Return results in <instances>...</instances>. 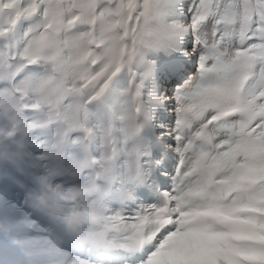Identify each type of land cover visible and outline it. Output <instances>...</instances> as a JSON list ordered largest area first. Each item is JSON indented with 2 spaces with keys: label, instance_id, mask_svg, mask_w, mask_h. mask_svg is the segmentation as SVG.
<instances>
[{
  "label": "snow or ice",
  "instance_id": "1",
  "mask_svg": "<svg viewBox=\"0 0 264 264\" xmlns=\"http://www.w3.org/2000/svg\"><path fill=\"white\" fill-rule=\"evenodd\" d=\"M182 2L0 0V238L23 264H264V0L186 23ZM140 187L152 204L104 208Z\"/></svg>",
  "mask_w": 264,
  "mask_h": 264
},
{
  "label": "trees",
  "instance_id": "2",
  "mask_svg": "<svg viewBox=\"0 0 264 264\" xmlns=\"http://www.w3.org/2000/svg\"><path fill=\"white\" fill-rule=\"evenodd\" d=\"M165 3H167V0H165ZM192 4V0H183L182 5L180 7L179 12L177 13L174 9L168 8L166 9V11L169 12L170 15L176 16L178 17L180 20H182L183 22H188L191 18V12L189 11V7ZM185 10V11H184ZM194 66L195 67V63L192 62L189 64L188 66V71H187V75L191 76L193 75L192 71H189V69ZM41 70L38 67H33L29 70H27V75L29 76H38L40 74ZM187 77L185 76L183 79H186ZM179 79V82L182 83L183 79L177 78ZM178 84L175 80H168L166 83V86L164 88V93L167 94V92L175 87H177ZM169 113L164 112L162 114L163 119L166 120L169 118ZM169 122V121H168ZM5 140H7V137H5ZM69 186H74L75 181L73 180H69L68 181ZM109 195H111V199H104L102 201V203L104 205L108 206V210L115 212V211H122L127 213V211L131 210V205L127 204V206L122 205L121 201L116 197L115 194H110L109 191L105 192V196L108 197ZM117 205H119V207H117ZM22 244L19 240H9L7 238H0V248L2 247H6V246H13L16 245L17 247L11 249L8 253L2 252L0 250V264H23V258H22V251H23V245H19ZM19 245V246H18ZM79 254L82 256V258L85 259H92L93 257L90 255L89 250H80Z\"/></svg>",
  "mask_w": 264,
  "mask_h": 264
},
{
  "label": "rangeland",
  "instance_id": "3",
  "mask_svg": "<svg viewBox=\"0 0 264 264\" xmlns=\"http://www.w3.org/2000/svg\"><path fill=\"white\" fill-rule=\"evenodd\" d=\"M185 11V10H184ZM195 70L196 68L194 66H192L189 71H192L193 74L195 73ZM177 87L169 90L167 92V95H171L172 92L175 91ZM166 89V88H164ZM167 90V89H166ZM169 113V112H167ZM169 115V118L166 119V121H171L172 120V116L170 115V113L168 114ZM174 172V168H171L170 169V175ZM158 186H159V189L160 191H166L168 190V188L170 187V180L168 179V177H161L160 178V181L158 182ZM156 195H157V192L152 188V187H140L136 190V192L134 193V196H133V199H134V203H128L130 204L132 207H131V210L127 211V212H130V211H135L137 210V207H144V206H147L149 204H152L155 199H156ZM104 208L108 210V206L107 205H104ZM117 207H119V205H117ZM19 245H22V244H19ZM18 245V246H19ZM17 247L16 245H13V246H6V247H2L0 248V250L2 252H5V253H8L11 249ZM83 250H88V249H83Z\"/></svg>",
  "mask_w": 264,
  "mask_h": 264
}]
</instances>
